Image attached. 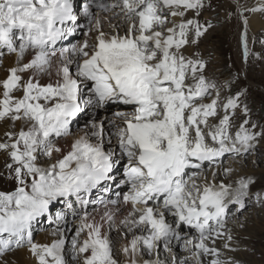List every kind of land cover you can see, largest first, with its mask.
Here are the masks:
<instances>
[{"label":"snow or ice","instance_id":"snow-or-ice-1","mask_svg":"<svg viewBox=\"0 0 264 264\" xmlns=\"http://www.w3.org/2000/svg\"><path fill=\"white\" fill-rule=\"evenodd\" d=\"M203 7V0H87L82 7L86 39L58 47L84 27L74 0H0V57L5 50L16 57L0 79V121H11L15 129L3 133L0 152L10 158L6 167L16 182L14 191H0V253L27 242L37 264H66L63 231L50 244L35 243L33 223L49 214L53 202L75 197L85 208L96 203L84 194L113 180L114 168L126 159L121 183L129 184V191L122 201L119 194L100 200L104 211L99 219L84 211L71 242L72 258L82 264H164L159 260L162 245L177 264L173 241L183 240L196 264H204L202 257H212L208 264H224L215 244L225 237L229 204L244 207L251 180L237 181L235 189L216 183V171L211 180H197L205 162L247 151L264 131H252L257 125L249 119L234 135L230 131V110L239 107L243 92L222 103L217 91L205 102L216 85L205 77L206 63L198 54L185 55L211 27L197 19ZM235 11L245 28L240 44L247 58L244 12L264 8H246L235 0ZM189 12L195 15L187 18ZM109 103L132 108L114 113L122 121L116 125L118 152L105 151L103 121L96 120L90 121L95 142L85 134L66 152L58 146L54 138L69 135V125L86 108ZM243 111L247 116V107ZM41 157L49 163L42 165ZM231 171L224 168L223 173ZM120 205L130 206L122 217ZM56 218L62 219L61 214ZM182 230H187L186 239ZM226 240L227 248L232 236ZM153 253L156 260L143 258Z\"/></svg>","mask_w":264,"mask_h":264},{"label":"rangeland","instance_id":"rangeland-1","mask_svg":"<svg viewBox=\"0 0 264 264\" xmlns=\"http://www.w3.org/2000/svg\"><path fill=\"white\" fill-rule=\"evenodd\" d=\"M83 1L84 0H74V3L76 5L78 11H80L81 5H82L81 3H83ZM76 2H78V3H76ZM203 4H204V7L208 8L207 12H203L202 15H199L197 17V19L199 20V22H201L202 20H206L204 16H208V14H209L208 21L207 20L206 21H207V23H209V22H211L210 20L214 19V25H215L214 31L218 32L219 37H214L211 40H206L204 43H201V41H200V44L197 46L196 45H189L185 49V55L186 56H192L193 54H198L199 58L200 59L202 58V60L205 63L207 61L206 66L208 65V67L205 69L204 74H207L208 77L209 76L213 77L212 80H210V82L215 84L216 88L210 90V95L206 98L205 102H208L212 98H216L217 91H219V93H220L219 99L222 103L226 102V99L229 96H235L238 92H243V95L240 96V98H239V107L237 109H235L234 111L230 110V114L232 115V127H231L230 131L234 135L235 132L238 130L239 124L242 123V121L244 119H249L252 123H255L257 125V127L255 129H252V131H254V132L264 131V74H263V71H264V34L263 33H264V30L254 31V30L249 29V30H251L250 33H252V31H253L252 34H254L256 32L254 35L258 34V36L256 37V39L253 41L252 45L249 48V51H250L249 56L247 58H245L244 55H241V53L239 52V47H237L238 46L239 33L241 34L243 26H242L241 20H239L240 18L236 16V12H232L233 13L232 16L235 17V18H233L234 23L232 24V29L231 30L230 29L225 30V29H223L224 24H225V20L220 19L221 15L223 14V11H221V12L217 11L216 13H214L215 10H219L221 5H223V0H217V1L216 0H212V1L211 0H203ZM258 12L256 13L258 16H260V15L264 16V11H258ZM81 13H82L81 11L78 12V15H80V17H82ZM211 14H213V15H211ZM192 15H194L193 12L187 13V17H189V18H191ZM251 15H252V13H251ZM262 16H260V17L262 18V20H264V17H262ZM209 17H210V19H209ZM177 19H179V18H177ZM87 22H88V19L83 20V18H81V19L79 18L80 24L85 25ZM85 28H86V26H84L83 28H78L76 34L68 37L67 40H64L62 42H58L59 47H61L63 45H67L70 42H72V43L75 42L76 44L83 42V40L86 39V37L83 35V33L86 31ZM228 30L230 32H228ZM237 33H238V37H237ZM82 37H84L83 40H82ZM252 48H253V50H252ZM203 49L207 50V51L209 50V52L205 54ZM4 55H8L6 50H5ZM192 57L196 58L195 55H193ZM3 58L4 57L0 58V60ZM0 65H1L0 66V70H1L3 65L2 64H0ZM85 90L87 91V89H85ZM84 95L87 96L88 93L84 94ZM117 104L118 103H116V105H115V103H109L104 108L90 107V110H91L90 113H88L89 110H87L88 108H86L84 112L79 114L78 117L75 118L71 122V124L69 125V133L70 134L67 136L73 139L74 137L81 135L82 131L87 132L88 128L89 127L91 128V124H90L91 120L98 121L100 114L103 113L106 116L107 114L110 113V110H112V108L119 109V110L125 109L128 112L132 111L131 106H126L123 104L117 105ZM244 107H247V109H248V115L247 116L244 115V111H243ZM222 114H223V109H221V115ZM113 119H119V118L115 117ZM117 122L120 123L119 125H122V121L117 120ZM247 127L251 128V124L247 125ZM60 138L61 137L54 138V140L58 141V139H60ZM104 148H105V151H107L110 149V146L107 144H104ZM255 158H257V160H255ZM40 160H41V164L45 163V161H46V163H49V161L46 160V158L44 160H42V159H40ZM231 161H232V163H231ZM123 162H125V160H123L119 163L120 168L118 167L119 165H116V167L114 168V171H116L115 172L116 175L118 174L120 176V174L122 173L123 165H124ZM237 162H239V163H237ZM46 163H45V165H46ZM230 164H234L235 166H236V164H238L240 167L237 165V167H236L237 169H236L235 167H233L234 165H230ZM229 165L231 166L230 168L232 169V171L230 173H228L227 175L224 174L226 177L230 176L232 173L233 174H237V173L240 174L241 171H245L246 169L251 170V171L252 170H254V171L262 170L263 171L264 170V136H258L255 140L251 141V147L248 148L247 151H244L242 149L240 154H226L224 157L217 160L214 164H208L207 162H205L204 167H203V171H202L200 176L209 175L208 170L211 169L212 167H218V168L224 170V168H226V166L228 167ZM242 165H243V167H242ZM245 167H246V169H245ZM13 178H14L13 175L10 178H8L6 176H3V177L0 176V191H6V192L14 191V189L16 187V182L13 181ZM237 179L238 180H241V179L249 180L250 179L251 183L249 184V187L246 190L247 194L242 198L244 207L240 208V210H239V209H236L237 205L229 204L228 209L226 210L227 215H226V219H225V223H226L225 225H227L228 221L233 219V217H235L237 219L236 220L237 222L240 221V223H241V221H243L245 219L251 220L254 216L255 217L257 216V215H253L254 212H259L260 217L264 216V214H263L264 213V178L263 177L254 178L252 176H248V177H241V178H237ZM122 180H123V178H122ZM108 183L111 184L110 187H108V185H107ZM99 187H102V189H99ZM99 187L96 189V190H98L97 192L92 191V193L96 194L102 190V193H104L105 195H109L110 193L108 191L111 190L112 180L102 182V184ZM115 188H116V186H115ZM104 189H108V191H105ZM129 189H130V185L127 183H123V188H121V190H122L121 193H126L129 191ZM84 196L86 199H90V198L93 199L95 195H93L91 197L87 194H84ZM69 198L76 200L75 197H69ZM112 198H114V197H111L110 199H112ZM93 201H95V199H93ZM73 202H75V201H73ZM58 203L59 202H53V204L50 205V212L48 215H46V217L47 216L49 217V215L51 216V220H49V218H48V220L50 222L44 223L43 221L45 219H43L44 216H42V217L37 219V221H39V222L35 221L33 223V225H32L33 242L35 240H37L38 235H42V234L46 233V231H47L46 229L48 227H50V225L52 228L54 227L55 229L56 228H60V229L65 228V230H66L65 222L60 224V222H58V220L55 221L57 219L56 218L57 214L54 212V208L56 207V204H58ZM72 204H74V203H72ZM82 206L84 208H78V206L74 204L72 206L74 208L73 209L74 213H71V216L68 215V213H66V215H67L66 220L69 221L68 225L73 224L72 229L69 228L68 242H67V245L65 247V251L69 250L70 254H72V255L69 256L68 258H67V256H65L66 257V259H65L66 264H82L79 257H77L76 259L72 258L73 253H72V248H71V242H72L71 238H74V236H75L76 228L79 225L80 218H81V211H83V213H84V211L87 210V208H85L84 205H82ZM94 206H95V204H94ZM252 207L255 208L254 212L252 211ZM244 215H245V217H244ZM249 217H251V218H249ZM233 222H234V220H233ZM112 233L116 235L118 232H116L114 230ZM224 233L226 236V232H224ZM193 234H194V232H193ZM247 238H249V237L245 236L241 239H236L235 242L238 245L246 247L249 245V239H247ZM259 240L264 241V236L259 237L258 239H252L251 241H253V243H255L257 241L260 242ZM258 246H259V250H258V252L256 251L257 254L255 253V250L247 251L244 248L237 249L239 254L235 253L236 254L235 257L238 259V261L237 262L235 261L234 264H238V263L239 264H243V263L244 264H264V245H258ZM27 247H29V245L27 244V242H25L24 245L22 247H19V248H27ZM15 249H18V248L13 247L11 251H14ZM175 249H177V247ZM176 251L178 253H183V252H181L180 248H178ZM235 251H233V252H235ZM0 255H1L0 258L3 257L2 253H0ZM160 255L162 256V258H164V260L166 261V264H168V262L170 261V258L168 256L169 255L168 252H164L162 249H160ZM241 260L243 261L242 263L239 262ZM253 260H255L256 262ZM36 264H37V262H36Z\"/></svg>","mask_w":264,"mask_h":264},{"label":"bare ground","instance_id":"bare-ground-1","mask_svg":"<svg viewBox=\"0 0 264 264\" xmlns=\"http://www.w3.org/2000/svg\"><path fill=\"white\" fill-rule=\"evenodd\" d=\"M85 2H87V0H84L83 3H81L82 4L81 5V9H80L81 12H82L83 4ZM76 3H78V2H76ZM240 3L242 5H244L246 8H264V0H240ZM207 9L208 8L203 7L200 10V15H202L203 12H207ZM80 11H78V12H80ZM92 11L95 13V12L98 11V9H96L95 7H93ZM217 11H220V12L223 11V14L221 15V18H220V19L225 20V24H224V28L223 29H225V30L226 29H230L231 30L232 29V24L234 23L233 22V18H235L234 16H232L233 15L232 12H236L235 11V0H223V5H221V7L219 8V10H215L214 13H216ZM257 12L258 11H255V12L245 11L244 12V16L248 20V24H247L248 48H250V46L252 45L253 41L258 36V34L254 35L256 32L254 34H252L253 31H252V33H250V31L251 30H254V31H256V30L257 31L264 30V20H262V18L260 17L262 15L258 16L256 14ZM229 13H231L232 15L229 16ZM251 13H252V15H251ZM81 15H82V17H80V15H79V18L80 19L81 18H83V20H86L87 19L82 13H81ZM102 15L103 16H108V15H111V14L110 13H102ZM194 15H192V16H194ZM211 15H213V14H211ZM208 16H209V14H208ZM208 16H204L207 21H208ZM262 17H264V16H262ZM187 18H189V17H187ZM209 19H210V17H209ZM206 20H202L200 23L202 25H205V26H207L208 24H211V27L208 28V30L205 33V35L202 36L199 39V41L196 44V46L200 44V41H201V43H204L206 40H211L214 37H219L218 32L217 31H214L215 30V27H214L215 26L214 25V19L213 20H210L211 22H209V23H207ZM113 22L115 23L116 21H113ZM82 25H84V24H82ZM84 26H87L85 28L86 31H87L88 23H86ZM242 26H243V28H242V32H243L245 30L243 23H242ZM249 29H251V30H249ZM104 30L105 31H109L110 30L109 27H108L107 21H105ZM228 32H230V31L228 30ZM92 35L93 34L90 33V36H92ZM237 37H238V33H237ZM83 38L84 37H82V40H83ZM73 44H76V43L75 42H73V43L70 42L69 44L63 45V46H70V45H73ZM57 46L59 47V45H57ZM63 46H61V47H63ZM237 47H239V52L241 53V55H243V49H242L241 44H240V33H239L238 46ZM252 50H253V48H252ZM203 51H204L205 54L209 52V50L207 51V50H204V49H203ZM249 53H250V51H249ZM193 55H195V54H193ZM248 56H249V54H248ZM3 57L4 58L0 60V64L3 65V67L0 70V79H3L5 77V75H6L7 69L9 67H11V66H14L15 63H16L15 54L4 55ZM0 58H2V57H0ZM206 63H207V61H206ZM207 67H208V65L206 66V68ZM263 74H264V71H263ZM204 75H205V77L209 81L212 80V78H213V77H210V76L208 77L207 74H204ZM47 79L48 78L45 77L43 82H47ZM82 90L84 91V94H87L88 93L85 89H83V86H82ZM87 110H89L88 113L91 112L90 108H88ZM117 111L128 112L125 109L124 110H119V109L112 108V110H110V113L107 114L106 116L103 113L100 114L99 115L98 122L99 121H103L104 131H105L104 144L109 145L110 146V149H116L117 152H118V147H117V145H118V137L115 135V133H116V125H119L120 124V123L117 122V120H120V119H115V121H116V124L115 125L109 123L110 121L114 120L113 118H115V117H113V116H114V113L117 112ZM10 126H11V121H7V120L6 121H0V139H4L3 133L5 131L15 130V129H11ZM18 127H19V122L17 124V129H18ZM90 131H91V128L89 127L87 132H83L82 131L81 132V135L76 136L73 139L70 138V137H68V136H63L60 139H58V141L56 140L57 142L56 141L55 142L58 144V146H60L66 152V151H68L70 149L71 143L75 139L79 138L82 135L88 134L89 135V138L92 140V142H95V138L90 136ZM57 157H58V154H54V159L57 158ZM45 158L46 157H41L40 159L44 160ZM46 160H48V159L46 158ZM255 160H257V158H255ZM40 162H41V160H40ZM9 163H11V160L8 157V155L6 153H4V152H0V176H2V177L3 176H6L8 178H10L12 176L11 175L12 172L6 167V165L9 164ZM45 163H46V161H45ZM45 163H42V165L43 164L45 165ZM123 163H126V159H125V162H123ZM231 163H232V161H231ZM237 163H239V162H237ZM118 165H119L118 167L120 168V164H118ZM230 165H234V164H230ZM230 165L228 167L226 166V168H230L231 167ZM237 165L238 164H236V166L234 165L233 167L236 168ZM243 165H242V167H243ZM245 169H246V167H245ZM213 171H216L217 172V179L215 181L216 183H219V182L223 181L226 184H230L233 189H235V188H237L239 186L238 183H237V181H239V180L237 178L248 177V176H252L254 178H256V177H259V178L260 177H263L264 178V170L263 171L262 170H258V171L252 170L251 171V170H247L246 169L245 171H241L240 174L239 173H237V174H233L232 173L230 176H227L226 177L224 175V173H223V169H220L218 167H212L211 169L208 170L209 175L206 174L209 180L212 179V176L210 174ZM115 172L116 171L113 170V172L111 174L114 177V179L112 180L111 190L108 191L110 193L109 195H105L104 193H102V190L99 191L96 194H93L92 191H96V192L98 191L96 189H93L90 194H87V195H89L91 197L93 195H95L94 198H93V199H95V202H96V203H94L95 206H94L93 203H89L87 205V207H86L87 208L86 211L90 215L95 216L96 219H99V214H101L104 211L103 204L99 203L100 200L107 201V200L117 199L118 198L117 194H119V199L121 201L123 200V194L124 193H121L122 192L121 188H123V183H121V180H122V178L124 180L125 177L123 175V170H122V173L120 174V176L122 178L118 174L116 175ZM204 177H205L204 175L203 176H200V178L197 180V182L198 183L201 182ZM13 181H15L14 178H13ZM107 185H108V187L111 186L110 183H108ZM115 186H116V188H115ZM99 189H102V187H99ZM111 197H114V198L110 199ZM93 199L90 198L89 200L93 201ZM73 201H75V202H73ZM69 203L72 206L75 204V205L78 206V208H84L81 204L77 203V201L75 199H72V198H68L67 201H62V202H59L58 204H56V207L54 208V212L56 214L57 213H60L61 214L62 219H59L58 222H60V224L65 222V224H66V230H65V228H63V229L56 228L55 229L54 227L52 228L51 225H50V227L47 226L48 228L46 229L47 230L46 233H44L42 235H38L37 236V240L34 241L35 243H39V244H50L53 240H56V239L59 238V235H60L61 231H63V233H64V235L66 237V241L68 242V231H69V228L72 229V225L73 224L72 225H68L69 224V221L66 220V217H67L66 213H68V215H70V216H71V213H74L73 212V209L74 208L72 206L71 207H68V204ZM72 203H74V204H72ZM235 205H237V208L236 209H239L240 210V208H241L240 204H235ZM129 207L130 206L120 205L119 206L120 210H119L118 216L122 217L123 215H125L127 213V210H128ZM252 211L253 212L255 211V208L254 207H252ZM46 215H48V214H46ZM46 215L43 218V219H45L43 221L44 223L45 222H50L48 220V216L46 217ZM82 215H83V211H81V216ZM253 215H257V216L256 217L254 216L251 220H249V219L246 220L245 219V220L241 221V223H240V221L237 222L236 221L237 219L235 217H233V219H231L230 221H228V224L225 225L224 228L222 229L223 232H226V236L223 237V238L218 239L216 241L215 247L219 249V251L221 253V255H220L219 258H220L221 261L224 262V264H232V263L234 264L235 261L236 262L238 261V259L235 257V255H236L235 253H238L237 249L244 248L247 251L255 250V253L257 254V252L259 250V246L258 245H264V241H262V240H259L260 242L257 241L255 243H253V241H251L252 239H258L259 237H263L264 236V232H263L264 231V216L260 217V213L259 212H254ZM244 217H245V215H244ZM249 218H251V217H249ZM233 220H234V222H233ZM55 221H57V219ZM37 222H39V221H37ZM186 231L187 230H182L181 231V235H182V237L184 239L187 238ZM229 234L232 236V240L230 242H228L229 243V247L226 248V247H224V245L227 242L226 237ZM193 235H195V233ZM112 236L117 241V244H116V248H117L116 255H117V258L122 260L123 258L121 257V255H120V253L118 251L119 244H120L119 234L117 233L115 235V234L112 233ZM245 236L246 237H249V238H247V239H249V245L248 246L245 247V246H241V245L236 244V242H235L236 239H241V238H243ZM83 238H84V235L82 234L81 237H80V239H83ZM72 239L73 238H71V241H72ZM66 245H67V243H66ZM176 247H177V249L180 248L181 252H183V253H178L176 251L177 249H175ZM160 249H162L164 251L162 245L160 246ZM233 251H235V252H233ZM164 252H166V251H164ZM2 254H3V257L0 258V264H36V259L31 254V252L29 251V247H27V248H18V249H15L14 251H8V252H4ZM168 254H169L168 256L170 258V261L168 262V264H172V254H170V253H168ZM173 254H175V256H176L177 264H179V262L182 261V260L185 261L186 264H196L195 259L192 258V252L189 251V250H187V249H185V247L183 246V240H181L179 242L173 241ZM71 255L72 254H70L69 250H66L65 253H64V256H67V258L69 256H71ZM143 258L144 259H148V260H156L157 259V256H156L155 253H153L151 255L145 254ZM65 259H66V257H65ZM202 259L204 261V264H208V261L210 259H212V257H202ZM159 260L162 261V262H164V264H166V261L164 260V258H162L161 255H159ZM253 261H255V260H253ZM239 262L242 263L243 261L241 260Z\"/></svg>","mask_w":264,"mask_h":264}]
</instances>
